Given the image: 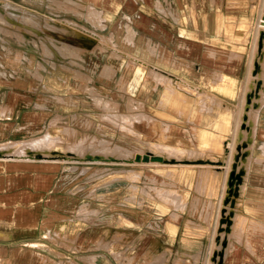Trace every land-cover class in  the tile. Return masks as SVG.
Returning a JSON list of instances; mask_svg holds the SVG:
<instances>
[{
  "label": "crops",
  "instance_id": "crops-1",
  "mask_svg": "<svg viewBox=\"0 0 264 264\" xmlns=\"http://www.w3.org/2000/svg\"><path fill=\"white\" fill-rule=\"evenodd\" d=\"M263 13L264 0H0V146L46 131L42 136L47 140L54 135L60 141L50 126L62 119L70 131L80 125L118 131L125 125L134 131L86 141H127L166 159L219 155L232 125L238 87L248 74L242 57L247 46L252 48L253 35L249 69H256L253 63L258 67L262 57L264 36L259 37L256 22ZM82 14L86 26L70 23L84 27L92 40L65 42L57 22ZM251 21L254 32L247 43L242 30ZM66 166L26 153L0 155V264H87L82 257L95 264H121L119 255L135 248L133 240L128 247L110 250L109 238L118 241L124 235L110 228L107 213L115 200L118 210L113 215L121 221L120 207L142 205L138 195L130 201L121 178L103 182L114 174H107L112 168L85 165L80 174L82 166ZM186 166L188 172H181L177 184L182 190L199 188L196 180L189 186V173L202 165ZM74 174L75 179L83 176V188L73 186ZM226 175L211 171L210 179L223 183L219 203ZM245 180L246 198L264 202L254 192L264 191V170L250 169ZM220 184L213 189L219 191ZM133 186L136 193L137 185L128 188ZM100 191L102 197L96 200L103 203L93 213V196ZM188 203L176 200L169 220L178 206ZM144 215L132 213L129 221L138 223ZM163 221L154 216L136 236L139 241L146 238L149 252L173 243L172 234L158 233ZM263 234H242L243 244L248 238L253 252L233 242L235 250L225 264H264V246L256 240Z\"/></svg>",
  "mask_w": 264,
  "mask_h": 264
},
{
  "label": "rangeland",
  "instance_id": "rangeland-1",
  "mask_svg": "<svg viewBox=\"0 0 264 264\" xmlns=\"http://www.w3.org/2000/svg\"><path fill=\"white\" fill-rule=\"evenodd\" d=\"M259 16H264V13ZM61 18H66L67 20H69H62L58 22L56 21V25L60 27L59 35H61L65 42L74 41L75 37L87 38L92 40L91 36L89 37L87 34H85V32H83V30H86L84 27H82V30L78 26L70 23L71 20H73L79 25L86 26L83 19V14L78 15L75 19H71L70 17ZM257 24L258 23L256 22V27ZM260 24V29H263L264 22ZM243 28L245 30L243 29L242 31H244L243 33L245 39L247 38L248 43L252 38V32H254L252 21L249 24L244 25ZM254 43L255 42L253 35V39L251 42L252 48L247 46L243 51L242 57L244 60H246V64H248V74L247 77H243L241 79L240 85L238 87L236 105L233 112L234 116L231 120L232 125L229 133H227L223 141V144H221L222 149L220 154L215 157H178L176 159H166L161 155H150L147 152H144V149L141 150L142 148L139 147V145H134V143H130L127 141L124 145L116 141L111 143L106 141L98 142L94 140L86 141V139H88L90 136L100 139L101 137H98V135L100 134H108L109 136L115 137L118 136V134H121V136H123V134L133 135L134 131L132 127L125 125L119 126L120 131H118V127L116 128L113 126H109V129H107L106 126H100L98 129L95 126L90 127L87 125L77 126L76 129L70 131V126L62 119L55 120L50 126V132L57 135L60 141L57 137L52 135L50 140L46 139V141H43L45 143L41 142L39 144H34L36 143L34 142L35 138L42 136L43 134L48 132L46 131L41 135L35 136L34 139L32 137L21 141L27 142L28 144L30 141H33L34 143L32 142V145H36L35 148L33 146H30L29 144V146L27 145L26 147H29V150L23 148L19 151L20 153H18V151L13 152L11 149L12 147L5 148L8 146H0V148L6 149H4L5 151L2 150L0 155H5L6 153L10 152L15 153L16 155H20L23 153L27 154L29 152L27 154L28 158L59 160L61 161L62 165H67L66 167L68 169H73L74 166L72 165L82 166L80 174H83L87 170V166L85 165H92L97 168H112L113 170L108 172L107 174H114H110L109 176H107V179H109L103 182H111L113 180L121 178V180L124 181L126 187L125 196H128L127 198L130 201H133L134 199H136V195H138L139 200L143 201L141 206L131 205L120 207L119 210H121L123 214L122 216H120L121 221L119 222H117V216L115 214L113 215V213L118 210L116 201L111 200V202L109 203V211L107 213L108 216L106 215L107 217H109L107 223L111 225L110 228H113V231L119 230V233H117V235H124L123 239L118 241L117 239H115V237L109 238L110 243H108L107 245L109 246L110 250L116 251L117 249L120 250L123 247H128L130 244H132L130 242L134 240L132 246L135 248L133 250L128 249L127 251L119 255L121 257L120 261L123 264H225L230 253L235 250L236 242L243 244L242 240L244 238H242V234H248L252 232L253 234L260 236L262 235V232H264V202L259 203V201H257L253 205L255 206V208L259 209V216H253V219L257 220L250 219L245 222L241 218L238 219L240 215H247L244 211L243 206V202L246 199L245 191L247 183H245L246 180H243L244 182L242 181V179L237 180L236 169L228 165L230 161L229 157L231 154L230 148L234 143H232V139L234 137L233 132L235 133L236 127H239V123L241 122L242 110L239 109V107L240 104L244 102V97H246V100H248V93H250V91H252V94L250 93L251 99L249 98L248 103L246 104L243 118L245 121L248 119V117L250 118L251 112L253 110V106L251 105H253L254 103L258 104L257 108H255V118L256 116L257 118L250 128V133H253V138L252 141L249 142L242 140L240 143H238V146H240L239 148L243 147L245 149L246 147L247 150L250 149V153L248 152L249 155L246 159L248 162H250L252 158H256L255 156H257L264 163V136L261 135L258 137L256 135L258 134V130H261L264 134V41L262 42V46L260 48L262 57L258 60V67L256 69H249V65L251 64L250 57L252 55ZM95 61L99 62L100 59L98 58L97 60H94V62ZM249 81L253 82V87L249 85ZM258 82L259 84H257ZM248 85L250 88L248 87ZM245 111H247L248 113H245ZM259 117L261 122L258 126L257 120ZM244 133L245 138H247L248 136L246 137V135H248V131H244ZM118 145L126 148L130 152L123 151V149L121 150V147H119ZM134 146L138 148L134 149ZM150 148L152 149V152L155 153L154 147ZM30 149H32L33 151H31ZM89 149L91 150L88 151ZM134 150L138 151L135 152ZM21 151L24 152L21 153ZM38 153H41V155ZM37 155L39 156L37 157ZM190 162H198L202 166H195L190 170L189 186L192 187L191 182H193V180H196L197 183H200V186L199 188L194 190H182L177 182H180L178 180L179 176L182 175V171L185 173L188 172L189 168L186 166V164H189ZM69 164H71V166ZM196 168H198V172ZM211 171L214 173L220 171L223 176L228 171H230V180L232 181L233 185L230 184V186L232 185L229 188L230 195H228L227 198L225 196V200H223L221 203H219L218 192L222 191L223 183L220 184L219 179L211 180ZM247 171H249L248 167ZM254 171L257 173L260 170L255 168ZM117 172H119L120 174H116ZM74 176L75 174L72 177L73 186H76V184L79 183L78 187L80 189L83 188V185L80 184L83 176L77 179H75ZM197 179H200V182L197 181ZM253 179L254 182L258 180L255 176ZM239 181L241 183H239ZM130 184L138 186L136 193H134L136 191L134 186L131 187V190L128 188V185ZM219 184V191H217L216 189L214 190L213 188L216 186L218 187ZM80 192L82 193V196H84V190H81ZM254 192L257 194V197L259 199H261V197H264V191L254 190ZM98 194L99 195L93 196V207L95 209L93 213H95L96 209H98V206L103 203H100L96 200L99 198V196L102 197L101 191L98 192ZM193 199L194 201H192ZM176 200L180 201L181 203H189L187 206H178V210L175 211L176 214H171V216L174 215L175 218L178 217L177 220L175 218L173 220H169L168 213L170 212V210L176 208ZM237 200L238 202L236 203ZM84 201L85 199L81 200V202ZM234 209H236V211ZM81 211L85 212L83 208L81 209ZM137 212L145 213V215L138 223H131L129 221L130 215ZM182 212H184V215L183 217H180V214ZM185 213H188L190 216L189 219L193 221L186 220L187 217L185 216ZM233 215L235 216V218ZM154 216H159L164 219L161 225V231L158 232L159 235L164 236L166 234H172L174 239L173 243L168 247V249L161 245V247L153 253L149 252L146 243H144L146 238L139 241L136 236L143 230V224ZM217 217H219L218 220ZM171 226L175 227V230L173 232L169 230V227ZM256 240L259 241V243L262 241L264 246V237L263 239L261 237H259V239L256 238ZM244 242L245 243L243 245L245 246V249H247L248 252L252 253L254 249L251 241L248 238H245ZM84 258L85 257H82V259ZM254 263L262 264V262L260 263L259 261Z\"/></svg>",
  "mask_w": 264,
  "mask_h": 264
},
{
  "label": "bare ground",
  "instance_id": "bare-ground-1",
  "mask_svg": "<svg viewBox=\"0 0 264 264\" xmlns=\"http://www.w3.org/2000/svg\"><path fill=\"white\" fill-rule=\"evenodd\" d=\"M262 22H264V16H259V19H258V21H257V29L259 30H257V33L259 34V37H263L264 36V28L262 29H260V27H261V24L260 23H262ZM260 41V40H259ZM253 68H257V66H256V63L253 65ZM249 85H253V82H251V81H249ZM249 85H248V87H249ZM253 87V86H252ZM250 88V87H249ZM252 91H250V93H251ZM250 93H248L249 94V98L251 99V97H250ZM246 94V93H245ZM252 94V93H251ZM244 95V94H243ZM245 98V100H244V105L242 106V111H241V122L239 123V127L237 126L236 127V130H235V133H234V137H233V140H232V143H233V145H231V154H230V161H229V164L228 165H230V166H232V167H234V169H236V172H237V180H240V179H242V181L243 180H245V174H246V172H248L247 171V167H248V170H252L254 173H255V171H254V169L256 168V169H259V170H264V163L262 162V160L261 159H259V158H252V160L250 161V162H248L246 159H247V157H248V155H249V153H250V149L249 150H247L246 149V147H245V149L243 148V147H241V148H239L240 146H238V143H240L242 140H244V141H252V138H253V133H250V128H251V126L253 125V123H254V121H255V119L257 118V116H256V118H255V108L258 106V104H256V103H254L253 105H251V106H253V110H252V112H251V116H250V118L248 117V119L245 121L244 120V118H243V114H244V109H245V107H246V104L248 103V100H249V98H247L248 100H246V97H244ZM253 98V97H252ZM253 100V99H252ZM250 102V101H249ZM249 105V106H250ZM248 106V107H249ZM250 106V107H251ZM247 111H248V108H247ZM247 111H245V113H248ZM246 117V118H247ZM247 122V123H246ZM260 122H261V120H260V117L258 118V120H257V125L259 126L260 125ZM244 131H248V135H246V137L247 138H245V133H244ZM258 134H256L258 137L259 136H261V135H263L264 136V134L262 133V131L261 130H258V132H257ZM33 139H34V137H33ZM46 139H47V137L46 136H40V137H36L35 138V140H34V142H36V143H34L33 141V143L34 144H39V143H41V142H43V141H46ZM31 141L29 142V144H30V146H33ZM43 143H45V142H43ZM43 143H42V145H43ZM29 144L27 143V142H15V143H13V144H10V145H4V147L5 146H8V147H5V148H10V147H12L11 149H12V151L13 152H16V151H18V153H20L19 151L20 150H22L23 148L25 149L26 147H27V145L29 146ZM234 144H235V146H234ZM41 145V144H40ZM36 146V145H35ZM35 146H33L34 148H35ZM32 147V148H33ZM37 147H40V146H37ZM5 148H0V153L2 152V150H4ZM29 150V147L28 148H26V150ZM6 150V149H5ZM4 150V151H5ZM31 151H33L32 149H30ZM35 150V149H34ZM9 151V150H8ZM12 152V153H13ZM24 152V151H23ZM22 151H21V153H23ZM249 152V153H248ZM11 153V152H10ZM29 153V152H28ZM27 153V154H28ZM35 153V152H34ZM36 153H37V150H36ZM14 155H16L15 153H13ZM38 154H40L41 155V153H38ZM34 155V154H33ZM31 156V155H30ZM39 155H37V157H38ZM43 157V156H42ZM229 160V159H228ZM227 168H229V167H227ZM231 168V167H230ZM232 169V168H231ZM230 169V170H231ZM229 170V169H228ZM260 172V171H259ZM235 173V172H234ZM233 173V174H234ZM231 179V177H230V171H228L227 172V175H226V178H225V182H226V188H225V190H224V192H223V195H222V201L223 200H225V196H226V198H227V196L228 195H230V191H229V188L233 185L232 184V181L230 180ZM231 181V182H230ZM234 181V180H233ZM236 181V180H235ZM244 182V181H243ZM239 183H241L240 181H239ZM230 184H232L231 186H230ZM235 184V183H234ZM239 186V185H238ZM233 195V194H232ZM238 197V196H237ZM136 198V197H135ZM236 199V198H235ZM241 200V199H240ZM238 202V200L236 201V203ZM255 202H257L256 201V198H255V196L254 197H252V199H250V197L248 196L245 200H244V202H243V206H244V211H245V213L247 214V215H243V216H239L238 217V219H240V218H246V220H247V218H249V216H256V215H258L259 216V209L258 208H255V206H253L254 204H255ZM228 203V202H227ZM240 206H241V204H240ZM236 207H238V206H236ZM235 208V207H234ZM242 208V207H241ZM237 209V208H236ZM236 209H234L235 211H236ZM243 209V208H242ZM232 210H233V208H232ZM238 211V210H237ZM243 211V210H242ZM240 212V211H239ZM238 213V212H237ZM241 214V213H240ZM261 214V213H260ZM234 216V215H233ZM231 217V216H230ZM234 218H235V216H234ZM237 218V217H236ZM235 221V220H234ZM246 222V221H245ZM226 224V223H225ZM251 226V225H250ZM256 227V226H255ZM243 228H245V227H243ZM85 259V260H84ZM83 260H84V262H86L87 264H95L94 262H93V260H91L90 258H87V257H85Z\"/></svg>",
  "mask_w": 264,
  "mask_h": 264
}]
</instances>
